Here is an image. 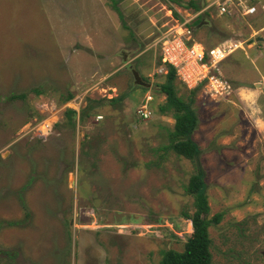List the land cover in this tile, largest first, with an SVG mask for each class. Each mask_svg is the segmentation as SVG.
<instances>
[{"label":"rangeland","instance_id":"374dc122","mask_svg":"<svg viewBox=\"0 0 264 264\" xmlns=\"http://www.w3.org/2000/svg\"><path fill=\"white\" fill-rule=\"evenodd\" d=\"M178 1L0 0V264H158L191 234L184 188L197 169L210 217L222 214L209 228L212 264H263L264 44L244 40L264 0H246L254 16L211 8L190 28L208 50L239 46L220 65L230 92L193 89V162L164 150L174 120L158 113L168 68L159 40L196 13L186 4L208 6ZM175 86L186 100L192 90L178 78ZM69 93L80 113L93 107L87 116L69 123L56 110L47 133L33 128L48 117L42 104L60 109ZM148 97L144 121L137 110Z\"/></svg>","mask_w":264,"mask_h":264},{"label":"trees","instance_id":"16d2710c","mask_svg":"<svg viewBox=\"0 0 264 264\" xmlns=\"http://www.w3.org/2000/svg\"><path fill=\"white\" fill-rule=\"evenodd\" d=\"M167 1L177 6L180 5L178 0ZM113 7L119 14V17L122 18L115 2ZM185 7L192 8L195 12L200 10V7L195 2H189ZM199 19L200 17L192 24L194 28L198 29L200 27L199 24L201 21ZM176 79V71L174 68L168 67L165 75V82L158 85L159 92L165 96L164 103L158 107V113L161 116H170L174 120L173 128L168 132V145L164 150H168L177 157L193 162L200 154V149L193 140V133L198 124L197 114L192 107L196 90L190 91L187 99L184 100L177 95L175 86ZM34 93L41 95V92L37 90H34ZM25 97V94L11 95L10 100L25 99ZM72 99L73 95L69 93L63 100V103ZM122 99H124V97L114 98L109 100V102L115 105L122 101ZM84 109L85 110H82L79 115L80 120L83 119V116H87V112L92 110L93 107L87 105ZM65 116L68 122L72 123L75 113L66 110ZM206 190L207 186L204 172L201 169H197L196 173L190 177L188 184L184 188L186 195L193 199L194 212L191 215L186 213L183 214V218L191 224V234L186 240L181 252L174 250L163 252L158 264H212L209 228L221 222L222 214L218 213L210 217Z\"/></svg>","mask_w":264,"mask_h":264},{"label":"built area","instance_id":"2783aa9c","mask_svg":"<svg viewBox=\"0 0 264 264\" xmlns=\"http://www.w3.org/2000/svg\"><path fill=\"white\" fill-rule=\"evenodd\" d=\"M236 1V4H234L233 0H215L210 7L215 6L219 15L226 16L232 15L234 5H238L240 13L245 17L252 16L257 12L255 6H249L240 0ZM200 14L202 12H196L192 15L188 14V18L182 17L179 21L174 20L173 25L169 27V30L159 40L160 61L166 67L174 68L177 78L188 89L193 90L202 87L205 95L210 97L222 96L221 94L224 91L230 92L231 87L222 78L220 65L230 54L239 49V46L224 42L208 50L200 42L196 41L190 28ZM150 99L148 97L137 110L138 117L144 121L151 118L148 110ZM81 105L82 100L79 97L66 102L60 109H57L53 103L45 102V104L41 105L42 111L40 112L42 116L48 113V117H46V120L43 119L44 121H38L33 128L38 127L41 134L47 133L51 128L49 115H53L52 112L70 110L79 115V107ZM100 119V116L96 117L97 121ZM40 123L41 125H37Z\"/></svg>","mask_w":264,"mask_h":264},{"label":"crops","instance_id":"0c3cea01","mask_svg":"<svg viewBox=\"0 0 264 264\" xmlns=\"http://www.w3.org/2000/svg\"><path fill=\"white\" fill-rule=\"evenodd\" d=\"M215 0H210V1H206V3H208V6H207V8L208 9H211V8H215L216 9V7L215 6H212V7H210L212 4H213V2H214ZM241 2H244V3H247L249 6H255L256 8H257V11H258V7L256 6V5H253V4H250L248 1H246V0H240ZM206 8V10L204 9V10H201V8H200V10L198 11V13H200V12H202V13H204V12H206L208 9ZM260 9L262 10V11H264V5H261L260 6ZM217 10V9H216ZM194 11V10H193ZM257 13V12H256ZM255 13V14H256ZM254 14V15H255ZM185 15L186 16H188V14L187 13H185ZM254 15H252V16H254ZM247 17H249V16H247ZM259 18H261V22H259L258 24H256V22L254 23V24H256L255 26H254V24L250 27V33H249V36H248V38L246 39V40H244V42L245 41H247L248 43H249V41H255L257 38H261L262 40L261 41H259V42H256L255 44H257V43H263L264 44V12H262L260 15H259ZM254 19V18H253ZM253 23V22H252ZM249 45V47L250 46H252V45H250V44H248ZM260 85L262 86V89H264V79H261V82H260ZM262 89H260V91L262 90ZM260 113L262 114V121H263V124H264V101L261 103V111H260ZM261 122V121H260Z\"/></svg>","mask_w":264,"mask_h":264},{"label":"water","instance_id":"95a60500","mask_svg":"<svg viewBox=\"0 0 264 264\" xmlns=\"http://www.w3.org/2000/svg\"><path fill=\"white\" fill-rule=\"evenodd\" d=\"M207 2L210 1V0H206ZM262 39L261 38H257L255 41H249L248 44L252 45V44H255L256 42H259L261 41ZM263 264H264V254H263Z\"/></svg>","mask_w":264,"mask_h":264},{"label":"flooded vegetation","instance_id":"af4514ba","mask_svg":"<svg viewBox=\"0 0 264 264\" xmlns=\"http://www.w3.org/2000/svg\"><path fill=\"white\" fill-rule=\"evenodd\" d=\"M199 7H200V6H199ZM185 9H186V8H185ZM194 12H195V11H194ZM202 14H203V13H202ZM202 14H200V16H201ZM200 16H199V17H200Z\"/></svg>","mask_w":264,"mask_h":264}]
</instances>
